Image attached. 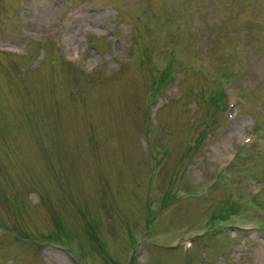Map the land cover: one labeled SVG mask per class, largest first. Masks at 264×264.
<instances>
[{"label": "rangeland", "instance_id": "obj_1", "mask_svg": "<svg viewBox=\"0 0 264 264\" xmlns=\"http://www.w3.org/2000/svg\"><path fill=\"white\" fill-rule=\"evenodd\" d=\"M0 264H264V0H0Z\"/></svg>", "mask_w": 264, "mask_h": 264}]
</instances>
